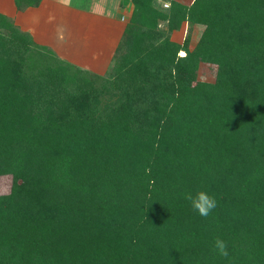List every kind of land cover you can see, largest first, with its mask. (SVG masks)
Wrapping results in <instances>:
<instances>
[{
	"label": "trees",
	"instance_id": "1",
	"mask_svg": "<svg viewBox=\"0 0 264 264\" xmlns=\"http://www.w3.org/2000/svg\"><path fill=\"white\" fill-rule=\"evenodd\" d=\"M131 1L111 72L127 101L150 92L96 116L92 73L0 14V264H264V0ZM195 21L217 57L169 39ZM197 58L214 82L192 85ZM201 189L207 218L184 199Z\"/></svg>",
	"mask_w": 264,
	"mask_h": 264
},
{
	"label": "crops",
	"instance_id": "2",
	"mask_svg": "<svg viewBox=\"0 0 264 264\" xmlns=\"http://www.w3.org/2000/svg\"><path fill=\"white\" fill-rule=\"evenodd\" d=\"M153 1L167 6L171 0ZM177 1L189 4L188 0ZM133 10L131 0H0V14L37 45L49 46L59 59L92 74L105 71L112 63Z\"/></svg>",
	"mask_w": 264,
	"mask_h": 264
},
{
	"label": "rangeland",
	"instance_id": "3",
	"mask_svg": "<svg viewBox=\"0 0 264 264\" xmlns=\"http://www.w3.org/2000/svg\"><path fill=\"white\" fill-rule=\"evenodd\" d=\"M189 4L191 3V0H188ZM207 5H210L214 2V0H206L205 1ZM206 24L200 23L198 21H195L191 25H188L187 23L181 24V26L170 33L169 39L171 41L177 42L180 47H185L184 49H187L188 51H195V49H198L201 47L204 49L206 45L208 46V50H206V55H210L212 57H217V48L209 42L210 39H206V41L202 42V34L205 30ZM66 31V30H65ZM69 31H72L71 29ZM90 38H88L85 42H87ZM36 44V43H35ZM41 50H43L45 53H52L49 54L50 58L55 55V52L50 49L47 45H36ZM90 46V45H89ZM89 46L86 47V49H89ZM34 49L36 47H33ZM36 50V49H35ZM205 50V49H204ZM186 53V51H185ZM185 53H182L181 50L177 52L178 56H184ZM62 56H66L65 53L61 52ZM57 56V55H56ZM63 60V59H61ZM67 62L65 59L63 60ZM69 63V62H68ZM159 66H156V63L147 64L141 66V68H145L144 71H138L137 80H145L148 81L150 86L153 85V82L158 81L160 78H157L155 76V68H163L165 67V62L158 63ZM167 64V62H166ZM168 65V64H167ZM185 65V70L187 69V63ZM110 66V65H109ZM111 67V68H110ZM108 70L104 71L102 70L99 74L93 73V76H90V79L93 81V88H94V94L91 97L89 104L87 106V111L91 115H99L103 113L112 112L114 110L118 109H126L129 104L132 103V105L128 106V108H132L135 111L139 110V107L144 106V102L147 100L148 93L150 92L148 90L147 92L143 93V96H136L137 101H133L132 99H128L123 93V84L125 83L123 80L117 81L115 80L114 74L111 72L112 66H110ZM140 68V69H141ZM218 72H219V65L215 60L211 59H200L197 58L196 61V68L193 70L192 75L194 73V77L191 79L192 85H196L197 81L202 82H214L218 78ZM188 77L186 76V79ZM117 84H120V89L117 88ZM141 98H144L142 100ZM149 98V97H148ZM143 104V105H142ZM134 113V112H133ZM133 120L137 121L139 124L142 122L141 115H133ZM12 176L10 174H3L0 175V195L1 194H7L11 190L12 186Z\"/></svg>",
	"mask_w": 264,
	"mask_h": 264
},
{
	"label": "clouds",
	"instance_id": "4",
	"mask_svg": "<svg viewBox=\"0 0 264 264\" xmlns=\"http://www.w3.org/2000/svg\"><path fill=\"white\" fill-rule=\"evenodd\" d=\"M184 199L188 201L192 209L201 217L207 218L218 206L215 196L201 189L184 193ZM214 250L221 256L227 258L229 255L227 242L221 238L214 241Z\"/></svg>",
	"mask_w": 264,
	"mask_h": 264
}]
</instances>
